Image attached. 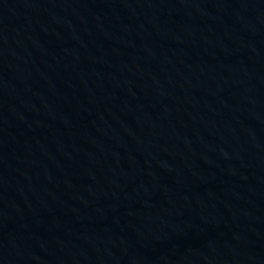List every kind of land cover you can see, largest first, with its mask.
<instances>
[{
	"label": "water",
	"instance_id": "water-1",
	"mask_svg": "<svg viewBox=\"0 0 264 264\" xmlns=\"http://www.w3.org/2000/svg\"><path fill=\"white\" fill-rule=\"evenodd\" d=\"M0 264H264V0H152L1 195Z\"/></svg>",
	"mask_w": 264,
	"mask_h": 264
}]
</instances>
